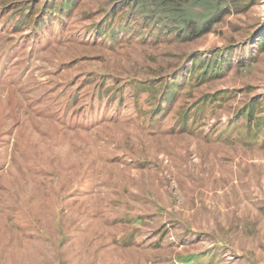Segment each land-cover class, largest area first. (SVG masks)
I'll return each mask as SVG.
<instances>
[{
	"label": "rangeland",
	"instance_id": "rangeland-1",
	"mask_svg": "<svg viewBox=\"0 0 264 264\" xmlns=\"http://www.w3.org/2000/svg\"><path fill=\"white\" fill-rule=\"evenodd\" d=\"M53 1L0 0V264H264V0Z\"/></svg>",
	"mask_w": 264,
	"mask_h": 264
},
{
	"label": "trees",
	"instance_id": "trees-1",
	"mask_svg": "<svg viewBox=\"0 0 264 264\" xmlns=\"http://www.w3.org/2000/svg\"><path fill=\"white\" fill-rule=\"evenodd\" d=\"M54 4V6H48V7H42L41 9V17H44L45 14H50V13H54V14H62V13H66L67 10H69L71 8V6L74 5L75 0H56L52 2ZM32 6L30 4H26L25 2H22V4H19L18 7L16 9H18L19 11H21L23 13H21L20 16V21H29L30 19V15H32L31 13V8ZM39 9V10H40ZM44 19V18H41ZM33 25L37 28L41 27V21L39 20H33ZM91 28L96 31L97 33H99L101 36H108L110 39H113L115 37L116 34H118L120 31H125V29H127V26L124 25H111L108 21L106 20H102V21H98L94 24H92ZM260 43H264V39L260 40ZM222 52H220L218 54L221 55ZM194 66L198 67L200 69L199 73L197 76L201 77L206 75V73H210V74H215L218 73L219 70H217V68L220 66L215 65V61H212L210 59H208L206 62L205 60L202 61H195L194 62ZM176 86L173 85H169L167 87V91L171 94L174 93ZM198 107H195V110H198ZM250 106L248 109H246V119L249 118V116L251 115V111H250ZM163 114V109L161 110H154L152 111V116L153 117H160ZM262 127V131H264V118L263 117H259L256 119V124H252V127L246 128V132H250L251 134H256V131ZM253 128V129H252ZM258 128V129H257ZM192 260V259H191ZM189 260V261H191Z\"/></svg>",
	"mask_w": 264,
	"mask_h": 264
}]
</instances>
